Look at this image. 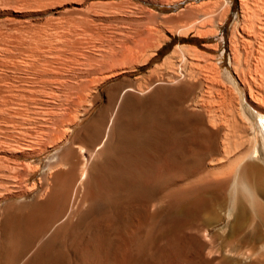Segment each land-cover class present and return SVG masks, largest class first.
Listing matches in <instances>:
<instances>
[{"label":"bare ground","instance_id":"obj_1","mask_svg":"<svg viewBox=\"0 0 264 264\" xmlns=\"http://www.w3.org/2000/svg\"><path fill=\"white\" fill-rule=\"evenodd\" d=\"M9 1L12 2L11 0ZM16 1L18 2V0ZM47 1V4L50 3L47 6L54 3L57 6L58 1H52L53 3L49 2L51 0ZM61 1L66 2V0ZM3 2L6 3L5 1ZM20 2L22 0L18 3ZM36 2H32V4H36ZM74 2L77 1L74 0ZM18 3L15 4L17 7L19 6ZM23 3L20 4L22 5ZM61 3H59L60 6ZM79 3H81L80 0ZM25 4H28V1ZM25 4L22 6H26ZM218 5L215 9L218 8L220 11L216 15L212 14L215 15L214 18L209 17L210 15H207L209 17L207 18L208 21L211 18V21L214 20L221 26L228 19L230 5L226 2ZM29 6L27 5L26 7L28 8ZM36 6L40 5L37 4ZM45 6L46 3H44V6L42 4L39 7L40 10ZM52 6L45 9H50ZM191 9L190 12L192 13L194 10L191 11ZM88 10L92 11V8ZM88 10L85 8V11ZM199 10L201 12V9L197 11ZM240 11L242 23L240 25L233 23L229 39L230 60L228 64L231 67V71L228 69L221 70V66L218 63L217 65L211 63L210 61L212 60L200 55L197 49L178 46L163 60L161 65L155 66L145 76L133 80L125 79L109 86L105 91L104 100H101L100 97V87L109 81L117 79L124 73L134 72L146 66L156 55L163 42L168 39H165L166 36H161L163 39L158 37L155 44H145L143 50H139L140 47H138L128 54V49L126 48V53L123 49L129 45L122 44L125 47H119L121 44L116 37H111V39L115 38L118 41L119 46L116 43L118 50L122 48L121 51L127 54L126 56L124 53L122 54L126 59L115 67L111 61H116L117 63L118 56L121 54L119 55L115 47L110 49L109 46H112V44L108 45L105 43L110 49L108 52L101 53L99 51L100 48H95L100 52V56L102 54V59L108 58L107 60L111 62L107 64V61L103 60L104 62L102 61L100 66L104 67L106 63L109 68H107L108 70L105 69L106 72L103 71V73L100 72L102 71V69L99 70L100 68H95L91 72L95 66L93 65L94 67L92 66L93 68H90V70L86 65L88 73L90 70L91 75H93L92 79H89L90 84H87L88 86L86 87L83 81L88 80H85L86 78L83 81L81 80L84 83V86H82L86 87L85 89L82 88L84 89L82 90V96L79 94L77 95L79 96L78 100H70V97L74 98L73 94L75 92L70 96V93L64 95L66 94L65 91L64 94L61 93L64 96H60L56 95L55 91L53 94L52 89L54 88L53 84L57 83V81L54 82L57 74L60 71L62 72L63 69H65V72L68 69L63 68V66L66 63L71 64L77 60L75 57L77 51L76 54L73 52L75 51L73 48L78 46L76 41L79 39V45H81L80 42L85 41H87L85 42L86 44L90 41L96 43L94 40H97L99 36L97 41H101L99 42L100 44L103 42L102 40H105V35L109 34L110 36V33H105L102 39L100 37L103 36L104 32L101 31L103 32L102 35H99L101 33L98 31L101 28H98L99 30L94 33H98V36L93 39V34L90 31L86 33L88 32L87 29L85 32L86 38L82 31L88 28V25L91 26L89 23H92L87 22V27L81 28L79 26L83 29L82 31L80 29L79 34V29L78 31L75 29L78 25L76 20H79L78 22L83 24V26L84 23L81 22H86L82 20V18L86 19V17L81 16L82 18L78 17L79 19L76 18L75 20L74 18L69 21L70 23L74 21V24L68 23L69 25L76 24L75 28L72 27L70 29L72 31L75 29L79 36H83V39L82 36L80 38H72L75 39L72 40V43H77L73 47L71 37L78 36L77 33H73L71 36L69 34L71 31L68 33V28L65 32L71 37L70 39L67 38V42L62 46L64 39L68 36L60 35L57 30H62V28L64 30L70 26L62 27L61 25L69 19L64 20L65 15H61L65 21L62 22L63 20L59 19L58 16L57 19L59 21L62 20V24L59 22L62 28L54 24L60 29L52 26L51 30L53 32L51 31V33L54 36V33L58 32L59 36L55 35V40H60L58 41V44H62H59L60 46L65 48L66 45H71L66 46V49L67 47L70 49L72 47L73 51L67 50H70L68 51L70 52L69 54L74 55L75 59L72 58L74 61L72 60L69 63L68 61L71 59V57L69 60L67 59L69 55L63 57V54L61 56L58 55V58L61 57L60 60L64 57L67 59L65 60L64 58L65 63L60 64L63 60L59 62L55 58L57 56L54 53L60 51V54L63 52L65 54L66 49H62L58 44L57 47H60L62 51L64 50L63 52L60 49L56 51V45L52 46V49L56 47V52L50 50L54 54L53 58L58 62L55 59L53 60L50 54L47 55L45 51L42 52L43 50L40 48H47L49 44H45L48 41L46 38H49L50 41V38L55 37L51 35L49 37L47 34L49 29H46L47 36L43 35V40L46 39L47 41L45 40L44 44H42V40L40 41L39 50H42L41 52L45 53L46 56H50L53 62H57L58 64L56 65L60 64L62 70L60 66L57 67L54 64L52 67L59 68L60 71L54 69V67L51 69L52 61L49 62L50 65L46 66L45 63H49L46 61L44 63L42 57H39L42 60L39 59L37 62L40 61L42 65L45 64L50 69L46 68V72H44L45 68L43 67L44 70H41L42 65L38 63L40 69L37 68L39 72L38 70H35V72L40 73L43 71L42 74L46 75L48 70L50 72L55 70L53 73L51 72L52 74L48 73L52 77L55 75L54 83L50 82L52 86H49L51 84L48 85V89L49 87L50 89L53 88L51 92L46 91L47 89L45 90L47 97H49L48 92L51 93L49 94L50 96L53 94V100L49 102V98L47 100L45 96V101L47 100L46 102L49 103L56 100L60 101L61 97L63 99L67 96V100L64 98L66 102L64 101L65 103L63 102L62 104L54 102L55 105L59 104L57 105L58 107L55 110L46 111L47 114L41 110L45 113L44 118V114L42 115L41 112L40 114L38 112L42 105L47 104L44 103L45 92L42 89L43 91H40L43 94H41V98H35L36 100L33 101H40L43 98L41 101L44 104L39 108V105L36 106L38 109L35 107L34 111L37 115H34L33 109H30L32 117L30 119L27 118L29 119L27 121L31 120L30 122H27L26 119L21 120L24 116L17 115L14 110L13 115L6 111V116L9 114L10 117L5 118L8 121L11 116H20L21 118L18 117L20 122L14 119L16 123L26 121L28 125L32 120L33 122H35L34 119L38 120L39 115L44 118L39 116V119H42L41 125H38L39 122L36 121L38 126H35L36 128L32 127L35 129H31L33 131L30 134H27L30 131L27 130L29 126L27 129L23 128L27 130V132H23L25 130L22 131L26 134L25 136L23 135L24 139H20V135H17V137L20 136L18 138L20 141L17 139L16 142L14 139L17 149H14V147L13 149L18 150L19 152L17 151V153L24 157L38 158L49 151L58 149L66 142L69 143L46 164L47 173L42 178L40 186L43 192L42 197L27 206L26 215H23V213L22 215L12 214L8 211V207L4 208L2 219H0V264H16V260L22 261V259L23 262L21 264H175L174 260L175 258L177 260V257H188L191 260V264H264V155L260 153L258 138L259 133L264 137V0H240ZM183 12L179 13L184 17L185 13ZM195 13L193 16H196ZM202 13L204 14L205 12L199 13L198 17H195V21L192 19L193 22L189 19L192 24L187 20L192 28L190 30H194L197 33L198 38L196 40L199 41L201 40L200 38L217 35L213 29L210 31L208 29L207 31L205 30L206 25H208L207 18L206 20L205 17L202 19ZM208 13L210 14L209 11ZM181 16L179 15V18ZM57 19H54V21ZM214 21L213 24H215ZM165 22L168 21L166 20ZM185 24V26L177 27L178 32L175 33L178 36H182L186 33L185 30L189 29L188 23ZM79 27L77 26V28ZM124 28L127 27L124 26ZM115 30H113L112 36L113 34L123 36V34L130 32L128 30V32H125V30V33L119 34L117 32L116 34L117 30ZM123 30L121 29V31ZM138 31L135 34L138 36L141 33L138 36V38H141L142 32ZM134 32L131 31L130 34ZM42 34L40 32V39ZM57 36L61 38L57 39ZM62 36H64L63 40ZM126 36L130 37L129 33ZM88 37L91 39L88 40ZM127 37L125 38L126 41ZM36 38L33 36L32 41ZM84 38L86 39L84 40ZM134 38L133 43L136 39ZM31 39L30 42H32ZM154 40L155 38L153 43ZM35 41L37 42V39ZM138 41H135V46L139 44ZM55 43L53 42V44ZM83 44L81 47H83ZM2 45L5 46L4 44ZM30 45L32 44H29L25 50ZM33 45L36 46V44ZM42 45L46 46L43 47ZM88 45H86V49L84 47L82 49L89 53L91 51L94 52L93 50L95 49L93 47L95 44L93 46ZM35 46L30 48L29 51L31 53L27 50L30 55L33 53L34 57L33 49L35 51ZM99 46L96 45L95 47ZM78 47L80 48V46ZM4 49L5 51H2ZM7 49V47H4L1 51L6 53ZM106 50L107 48L104 51ZM85 51L83 50V53L79 51L80 57L86 54ZM28 52L26 58L28 57ZM9 54L12 53L9 52ZM21 54L23 55L24 53L21 52ZM89 55L86 54L89 58L84 59H87L86 61H89L90 65L92 59L90 60ZM12 56H15L14 59H16L18 55L12 54ZM44 56L43 58H46ZM2 57L4 58V55ZM50 57H47V61ZM98 57L96 58L98 59ZM101 58L99 62H101ZM4 59L7 61L6 57ZM14 59L11 60L10 58L8 61L11 60L12 62H9L12 64L13 61H17ZM82 59L81 65H84ZM121 59L119 62H122ZM78 60L80 61V59ZM18 61L23 66L20 60ZM86 61L84 62L85 64H87ZM92 62L95 64L96 60ZM1 63L7 62L3 61ZM11 64L10 66L13 67ZM16 64L13 69L17 67ZM21 65H18L20 69L22 68ZM26 65L23 66L24 70L27 68ZM78 65L80 63H77V68L79 67ZM96 65L99 64L96 63ZM68 66L69 68L70 66L71 68L75 67V71L77 69L75 64ZM12 67L10 71H12ZM31 67L30 64L28 68L32 71L39 66H33L34 69H31ZM80 67L84 68V66ZM71 70L69 73L67 72L68 75H70ZM55 72L57 73L55 74ZM83 72V77H87V74L84 76ZM4 74L6 76V73ZM14 74H16V71L12 75ZM61 74L64 75L63 72ZM21 75L23 76V74ZM80 75L77 76L79 79H81ZM18 78L13 80L17 82ZM26 80L25 77L24 81ZM3 81L1 80L2 83ZM5 82H10V80ZM11 83L15 88V83L14 85L13 82ZM3 86L10 87V85H4V83ZM60 87L61 85L59 84V87L57 85L56 88ZM4 89L2 90L4 91ZM63 91L62 89L61 92ZM79 91H81V88ZM40 92L38 91L37 94H40ZM1 97L0 100L2 101L5 96L2 95ZM55 97L56 100H54ZM8 99L6 98V101L5 99L3 100L4 103H8L7 106L9 105ZM1 101L0 103H2ZM25 101H20L23 102L21 105L24 106L26 104ZM20 102L14 104V107L19 106ZM101 102H103L102 106L95 115L80 129H77L83 119ZM34 103L37 105L40 102ZM30 105L28 106L31 107ZM54 107L50 106V108ZM23 108L18 107L20 112ZM50 108L47 107V109ZM5 109L3 108L2 111L5 112ZM9 109L8 111L12 108ZM22 113L25 115L26 112L22 111ZM29 113L27 112V114ZM1 114L4 113L1 112ZM33 115L37 117L34 118ZM1 118H4V116ZM5 118L4 120L2 119V122L5 121ZM11 119L8 122H14L13 118ZM9 125L6 124L4 127L10 129ZM19 125L21 126H19L20 128L25 126L23 124ZM12 126H14L13 123ZM31 126H34V124ZM15 128L17 129V127ZM14 129L11 130L14 132ZM3 131L1 130V133L4 134L7 130ZM18 131L20 130H15V133ZM1 133L0 135H6L10 140L13 135H16L15 133H12L13 135H7V133L3 135ZM14 140L12 139V143H14ZM3 144L5 143L3 142ZM5 145L12 146L11 143ZM14 150L12 151L14 152ZM0 161L2 163V160ZM4 163L6 164V162ZM4 163L2 164L5 165ZM7 166L5 165L6 168H0V170L9 169ZM97 207L101 208L100 212H96ZM158 227L159 232H157L158 230L156 231ZM160 230L163 231V234L161 240L156 244L154 232L159 234ZM167 248L172 249L171 257H168L169 254L166 256ZM188 258H186V261H189Z\"/></svg>","mask_w":264,"mask_h":264},{"label":"rangeland","instance_id":"obj_2","mask_svg":"<svg viewBox=\"0 0 264 264\" xmlns=\"http://www.w3.org/2000/svg\"><path fill=\"white\" fill-rule=\"evenodd\" d=\"M3 1H5L6 3H4ZM12 2H10L9 0H0V42L4 39V41H2V44H4L5 46H3L2 44L0 45V49L2 48H8L7 50H9L8 51V53H7V50H6V53L5 52H2V51H5V49L4 50H0L1 52V59H0V61L1 62H7V63H1L0 64V66L1 67H8V69H6V68H1L0 67V72L3 74H1L2 75V77H1V75H0V83H2L1 82V80L3 81L4 79V81H3V83H4V85H10V87H13L11 84V82H13V85H14V83H15V88L13 87V88H10V87H8V88H10V89H8L7 87H5V86H3V83L2 84H0V87H1V90H0V97L3 95V96H5V97H3L4 99H5V101H6V98L9 100V105L7 106V102L6 103H4V99H2V103H0L1 105L4 103V104H6L5 106H1L0 105V107H1V112L2 113H4V114H1V112H0V123H1V125H0V127H2V128H7V127H4L6 124L7 125H9V123L11 122H8L11 118H13V120L14 119H16V120H19V122H20V116L22 115V116H24V117H26V118H24V117H22L21 118V120L23 119H26V121L27 120H29L31 117H32V111H33V113H34V115H37V113H35V107L36 106H38V108L42 105V104H46V105H42L41 107H43V109H41V107H40V109H38L37 107V109L38 110H40V111H38L39 112V114H40V112H41V114L43 115L44 114V118H45V113H46V111L48 112V110H55L58 106L57 105H59V104H62L64 101L66 102V100H67V96H65L64 98L66 99H62V97L60 98L61 100L60 101H62V102H60V101H57L56 100V97H55V99L54 100H56V101H54V102H58L57 103V105H55V103L54 102H52L51 101V103H49L50 102V100H53V94H54V91H55V94L57 95H60V96H64V95H67V93H70L69 95L70 96H72V93H74L75 92V94H76V96H75V94H73V96H74V98L73 97H70V100H78L79 98V96H77V95H79L80 94V96H82V93H83V91L82 90H84L88 85L87 84H90V81H89V79L91 78L92 79V77H93V75H91L92 73L91 72H93L94 71V69L96 68V69H99V70H101L102 69V71H100L101 73H103V71H105V69L106 70H108L107 68H109V67H107L108 65V63H113V66L115 65V67L116 66H118L119 64H121V63H123V60H125L126 59V55L127 54H125L126 52H125V50H126V48L128 49L127 50V52H128V54H130L131 53V51L132 50H135V48L137 49L138 47H140L139 48V50H143V48H145L144 46H145V44H148V45H151V44H155L156 43V40L158 39V37L160 38L161 36H166L165 37V39H168L167 41H165V42H163V44L160 46V48L158 49V51H157V53H156V55L150 60V62L146 65V66H143L142 68H139V69H137V70H135L134 72H128V73H124V74H122L121 76H119L117 79H114V80H112V81H109L108 83H106L105 85H103L102 87H100L99 88V93H100V97H101V100H104V95H105V91L107 90V88L109 87V86H111V85H113V84H117V83H119L120 81H122V80H125V79H129V80H133V79H136V78H139V77H143V76H145L150 70H152L155 66H159V65H161L162 64V62H163V60L167 57V56H169L172 52H173V50L176 48V47H178V46H184V47H191L192 49L194 48V49H197L199 52L198 53H200V55H203L204 57H208V59L209 60H212V61H210L211 63H213V64H216L217 65V63H218V65H220L221 66V70H224V69H228L229 71H231V67L229 66V60H230V49H229V39H230V36H231V29H232V25H233V23H236L237 25H240L241 23H242V19H241V11H240V0H83V1H81L80 0V2L81 3H79V0H76L77 2H78V4H77V2H74V0H73V2H72V0L71 1H68L67 2V0H66V2H63V1H61V0H51V1H49V2H56V1H58L57 2V6H55L56 5V3H54V4H52V5H49L50 7L52 6V8H50V9H45V8H49V6H47L48 4H50V3H48L47 4V0H39V2H38V0H37V2H36V0H33V1H31V0H27L28 1V4H25V2H27L26 0H25V2L23 3V1L24 0H22V2H20V3H23L22 5H28L29 6V3H30V6H31V8H30V6L27 8L26 6H22L20 3H18L19 1H21V0H18V2L16 1V0H11ZM31 1V2H30ZM47 1V2H46ZM8 2H10V3H8ZM16 2V3H15ZM32 2H36V4L35 3H33L32 4ZM52 2V3H53ZM60 2H62L61 3V6H60ZM219 2V3H218ZM223 2H226V3H228V5H230V12H229V16H228V19L226 20V22L223 24V25H221V26H219L213 19V21H214V23L215 24H213V21H211V18H214V16L217 14V12H219L220 11V9H218V8H216V9H218V10H216L215 9V7L218 5V4H221V3H223ZM18 3V5L20 6H18L17 7V5H15V4H17ZM44 3H46V6L45 7H42L41 8V10H40V8L39 7H41V5L43 4V6H44ZM100 3H101V5H100ZM218 3V4H217ZM34 4H35V6L38 4V5H40V6H36V8H35V6H34ZM82 4H83V6H82ZM215 4H217V5H215ZM92 5H94L93 7H92ZM100 5V6H99ZM102 5H103V7H102ZM105 5V6H104ZM116 5V6H115ZM16 6V7H15ZM33 6H34V8H33ZM98 6V7H97ZM115 6V7H114ZM218 6H220V5H218ZM21 7H23V8H21ZM25 7V8H24ZM92 8V11L91 10H88V9H91ZM186 7V8H185ZM190 7V8H189ZM30 8V9H29ZM56 8V9H55ZM85 8H87V10L88 11H85ZM187 8H188V10H187ZM192 8V9H191ZM220 8V7H219ZM29 9V10H28ZM32 9H33V11H32ZM37 9H38V11H37ZM54 9V10H53ZM75 9V10H74ZM78 9V10H77ZM117 9V10H116ZM184 9H186V11H184ZM190 9H191V11L192 10H194V11H196V12H198L197 14L194 12V11H192V13L190 12ZM198 9H201V12H205L203 15H202V19H203V17H205V20H206V18L208 17L207 15H210L209 17H211L210 19H209V21H208V18H207V24L208 25H206V28H205V30L207 31V29L210 31L211 29H213L214 30V32L217 34V35H215L214 37H206V38H200L201 40L200 41H198V42H196V41H194L196 38H198V35H197V33H195V31L193 30H190V29H192L191 27H190V24H192L191 23V21H192V19L195 21V17L197 16L198 17V15H199V13H201L200 12V10L199 11H197ZM47 12H46V11ZM120 10V11H119ZM207 10V11H206ZM49 11V12H48ZM71 11H74V12H71ZM75 11H77L76 12V14H74L75 13ZM91 11V12H90ZM184 11V12H183ZM208 11L210 12V14L208 13ZM90 12V13H89ZM179 12H183V13H185V16L183 17V16H181L182 14L181 13H179ZM196 14V16H193L194 15V13ZM62 13H64V14H62ZM65 13H67V14H65ZM73 13V14H72ZM77 13H79V14H77ZM83 13V14H82ZM140 13V14H139ZM178 13V14H177ZM187 13H189L188 15H187ZM207 13V14H206ZM215 14V15H212V14ZM87 14V15H86ZM61 15L63 16V15H65L64 17H65V19L64 20H67V19H69L68 21H66V23H61V21L63 20L62 18L63 17H61ZM86 15V16H85ZM179 15L181 16L180 18H179ZM184 15V14H183ZM213 17H212V16ZM58 16H59V19H62V20H60L59 21V19H57L58 18ZM69 16V17H68ZM71 16V17H70ZM81 16H83V17H86V19L85 18H82ZM61 17V18H60ZM68 17V18H67ZM78 17H81L82 18V20H84V21H86V22H81V23H84V26H83V24H80V22H78L79 20H76V18H78ZM75 18V20L77 21V26L79 27V26H81V28L83 27H85L86 25H87V22L89 23V22H92V23H89V24H91V26L90 25H88L89 27H91V28H85V30L84 31H82L83 29H81L80 27L79 28H77V26H76V24L75 25H69V21H71V20H73ZM81 18H80V20H81ZM169 18V19H168ZM170 18H172L171 20H170ZM177 18H178V20H177ZM182 18V19H181ZM53 20V21H51V20ZM54 19H57L56 21H54ZM79 19V18H78ZM91 19V21H89ZM174 19H175V21H174ZM185 19V20H184ZM191 21H190V20ZM62 21V22H65V21ZM167 20L168 22H165V21ZM190 22V24H189V22ZM172 21V22H171ZM59 22H60V24H62L61 26L62 27H64V26H70V27H66L64 30H63V28L60 26V24H59ZM69 22V23H68ZM74 22V21H73ZM73 22H71V23H73ZM165 22V23H164ZM171 22V23H170ZM193 22V21H192ZM70 23V24H71ZM76 23V22H75ZM86 23V24H85ZM185 23H188V28L189 29H186L185 30V34H183L182 36H178V34L177 33H175V32H178V30H177V27L178 26H181L182 27V25L183 26H185L186 24ZM210 23H212V24H210ZM60 26V28H62V30L60 29V28H57L56 26ZM68 24V25H67ZM74 24V23H73ZM80 24V25H79ZM185 24V25H184ZM95 25H97V26H95ZM52 26H55L57 29H60V30H57V31H59V33H60V35H64L65 37L66 36H68L69 34L72 36V34L74 33V34H76L77 32L75 31V29H77V31H78V29H79V34H80V29H81V31H82V34L84 35V36H86V38H87V35H86V33H89V31L93 34V39H95V36L97 37L98 36V33L97 34H94V33H96L95 31H98L99 29L98 28H101V30H99L98 32H100L101 34H99V35H102V33H103V36L102 37H100V38H104V34L106 33V34H108V32L110 33V36H109V34L108 35H105L106 36V38H107V36H109L110 37V39H108V41L106 42V38H105V40H102V39H100V40H102L103 42V44L105 45H103L102 43H100L99 44V42H101V41H97V40H99V36L96 38L97 40H94V41H96V43H94L93 41H90V42H93L94 44H95V46L97 45V46H99V47H93L94 49L96 48H100V52L102 53V52H108L111 48H114L115 47V49H117L118 50V46H119V43L121 44V46H119V47H122L123 45H129V46H127V47H125V46H123L122 48H124L123 49V51L125 52H123V51H121L122 50V48H120L119 50H118V53H119V55L120 56H118L119 57V59H117V63H116V61L114 62V61H111L110 62V60H107L108 58H101V57H103L102 56V54H101V56L99 55V51L98 50H93L94 52H92L91 51V53H89V52H86L85 51V47H86V45H88V43H89V45L91 46L93 43H90V42H88L87 44L85 43V42H87V41H85V42H80L81 43V45H79V39L75 42V44H77L78 46H80V48L78 47V46H76V47H74V43H72V40H75V39H72V38H80V36H82V35H78V33H77V36L78 37H74V36H68V37H66L65 39H64V43H63V45L61 44V43H59L60 45H62V46H64L65 45V42H67L66 41V39L68 38V39H70V37H71V44L73 45V47L74 48H76V49H74L73 48V50H75V51H73L72 50V47H71V49L69 48V47H67V49H70L71 51H73L74 52V54H76V51H77V54H76V61L75 62H77L78 64L80 63V65H78L79 67L77 68V63H75V62H72V58H74L75 59V57H73L74 55H70L69 53L70 52H68V51H70V50H67L66 49V46H69L70 44V41H68L69 43H67V44H69V45H66L65 46V48L64 47H62V46H60L59 44H58V41H60V40H55V38H56V36L55 35H58L59 36V34H55L54 33V36H53V33H51V27ZM74 26H76V28L74 27ZM100 26H103V27H100ZM124 26L125 27H127V28H124ZM72 27H74L73 29V31L70 29V28H72ZM87 27V26H86ZM95 27V28H94ZM132 27V28H131ZM186 28H187V25L185 26ZM54 28V27H53ZM69 28V29H68ZM104 28H106V30H104ZM111 28H113V29H111ZM117 30H115V29ZM134 28V29H133ZM48 30V32H47V30ZM67 29H68V33L71 31V33H67V32H65V31H67ZM87 29H88V32H86L87 31ZM97 29V30H96ZM121 29L123 30V31H121ZM130 29V30H129ZM157 29V30H156ZM40 30H42V31H40ZM112 30V31H111ZM113 30H115L114 32L117 34V32H119V34H122V33H125V32H128V31H135L134 33H131L130 34V32H128L129 33V35H130V37H132L138 30V32H142V37L141 38H138V36H140V34L141 33H137L138 34V36H136V34L133 36V37H135L134 39V43H135V41L137 40L138 41V39H140L138 42H139V44H138V42H136L138 45H136L135 46V44L133 43V37L130 39V37L128 38L126 35L128 34V33H125V34H123V36H120V35H115V34H113V36L111 35L112 33H113ZM126 30V31H125ZM128 30V31H127ZM180 30V29H179ZM188 30V31H187ZM212 30V31H213ZM217 32H216V31ZM41 32V36H42V38L40 39V32ZM61 31H63V32H65L66 33V35H65V33H61ZM75 31V32H74ZM94 31V32H93ZM101 31H103V32H101ZM111 31V32H110ZM125 31V32H124ZM46 32H47V34H48V36L49 37H51V36H53L54 38H50V41H49V38H46V39H48V41L45 43V40H43V38H44V36L46 35ZM53 32V31H52ZM86 32V33H85ZM171 32V33H170ZM174 32V33H173ZM85 33V34H84ZM173 33V34H172ZM188 33V34H187ZM91 34V35H92ZM38 36L37 38H36V36ZM44 35V36H43ZM51 35V36H50ZM132 35V36H131ZM156 35H158L157 36V38H156ZM187 35V36H186ZM33 36L37 39V42L34 40V41H32L33 40ZM47 36V35H46ZM57 36V39L58 38H61V37H58ZM64 36H62V40H63V38H64ZM88 36H89V34H88ZM117 36H118V38H117ZM31 37H32V39H31ZM111 37H116V39L119 41V43H118V41L115 39V38H113V39H111ZM120 37V38H119ZM127 37V41H126V38ZM86 38H84V40L86 39ZM89 38V37H88ZM91 38H92V36H91ZM91 38H89L88 40H90ZM155 38V40H154V43H153V39ZM162 39H163V37H161ZM160 38V39H161ZM191 38V39H190ZM30 39H31V41L32 42H30ZM67 39V40H68ZM82 39H83V36H82ZM92 39V40H93ZM119 39H121V40H119ZM130 39V40H129ZM42 40V44H47V43H49L48 44V46H47V48L46 47H44V46H46V45H42L45 49H48V50H45L44 48H40V45H41V41ZM54 40V41H53ZM61 40V41H62ZM81 40V39H80ZM83 40V41H84ZM115 40V41H114ZM6 41V42H5ZM55 41H57V43H55ZM82 41V40H81ZM111 41V42H110ZM113 41H114V43H113ZM129 41V42H128ZM132 41V42H131ZM3 42H5V43H3ZM8 42V43H7ZM34 42V43H33ZM36 42V43H35ZM39 42H40V44H39ZM44 42V43H43ZM53 42L55 43V44H53ZM63 42V41H62ZM110 42V43H109ZM85 44V46H84V44ZM105 43H107L108 45H110V44H112V46H109L110 47V49H109V47L105 44ZM116 43H118V46H117V44ZM151 43V44H150ZM7 44H9V45H7ZM11 44V45H10ZM29 44H32V45H30V47L27 49L28 51L30 50V48L32 47V46H35V45H33V44H36V46L34 47L35 48V51H34V49H33V52H34V55H35V57L33 56V53L31 54L32 55V57H30L31 55L29 54V52L31 53V51H27V50H25L28 46H29ZM53 44V45H52ZM57 44L62 48V49H66L65 50V54H64V50L62 51L61 50V48L60 47H57ZM82 44H83V47L85 48V49H82L83 47H81L82 46ZM93 44V45H94ZM115 46H114V45ZM123 44V45H122ZM7 45V46H6ZM56 45V47H57V49H56V51L57 50H61V52H63V53H61L60 54V51H57V53H54L55 54V56H57V57H55L59 62H61L64 58H62V60H60V56L62 55V57L63 56H68V60L70 59V57H71V59L68 61L69 63H70V61L72 62L71 64H72V66H73V64H75V66H76V68L77 69H79V68H81L80 66H84V68H83V70H81V69H79V70H81V72H79V70H77L76 69V71H75V67L72 69L71 68V66H70V68H69V66L68 65H71V64H65L64 66H63V68H68L67 69V71L65 72L64 70L65 69H63V73H64V75L63 74H61L62 72L59 70V68H55L54 66L56 65V64H58L57 62V60L55 59V58H53L54 56V54H52L53 52H56L55 51V48L54 49H52L53 47L52 46H55ZM88 45V46H89ZM92 45V46H93ZM3 46V47H2ZM11 46V47H10ZM71 46V45H70ZM107 46V47H106ZM130 46H132V47H130ZM135 46V47H134ZM147 46V45H146ZM22 47H24L23 49H22ZM103 47H104V50L107 48V50L106 51H104L103 50ZM117 47V48H116ZM21 48V49H20ZM39 48L40 49H42V50H39ZM80 50H79V49ZM89 48H91V47H89ZM101 48H102V50H101ZM11 49V50H10ZM19 50H21V51H19ZM53 50V52L51 53V51ZM83 50L85 51V53L87 54V55H89L90 56V60L92 59V61H95L96 60V62H95V64H94V62H92V61H90L91 63H90V65H89V61H86L84 58H89V57H87L86 56V54L84 55V56H86V57H84L83 55H82V57H83V59H82V57H80V52L79 51H82V53H83ZM42 51V52H44L45 51V53L48 55V54H50V56H52V58H53V60L55 59V61H57L56 63L55 62H53V60H52V58L50 57V56H46L45 55V53H40V52ZM50 51V52H49ZM66 51H67V53H66ZM121 51V52H120ZM9 52H11L13 55H15V54H17L18 56L16 57V59H14V57L12 56V54H9ZM21 52H23L24 54L22 55L21 54ZM27 52H28V57L26 58V56H27ZM47 52H49V53H47ZM73 52H71V53H73ZM96 52H98V53H96ZM3 53H5V54H9V55H5V54H3ZM18 53H20V54H18ZM79 53V54H78ZM81 53V54H82ZM94 53V54H93ZM97 55H96V54ZM125 54V56L124 55H122V54ZM204 53V54H203ZM41 54V55H40ZM57 54V55H56ZM4 55V58L6 57L7 58V61H6V59H4L2 56ZM19 55H21V56H19ZM25 55V56H24ZM40 55V56H39ZM46 56V58H43V56ZM58 55H60L59 57L60 58H58ZM77 55H79L78 57H77ZM93 55H95L96 57H98V56H100V57H98V59L95 57V56H93ZM8 56V57H7ZM44 56V57H45ZM93 58H92V57ZM106 56V55H105ZM124 58H123V57ZM129 56V55H128ZM127 56V57H128ZM20 57V58H19ZM21 57H23V58H21ZM34 57V59H32ZM42 57V59H40V58ZM50 57V59L47 61V59ZM107 57V56H106ZM11 58V60L12 59H14V60H17V61H13V63L11 64L10 62H12L11 60H9L8 61V59H10ZM17 58H19V59H17ZM31 58V60H32V62H31V60H29ZM94 58H96V59H94ZM102 59L101 60V62H99L100 60L99 59ZM122 58V59H121ZM22 59V60H21ZM42 60V61H44V63H45V61L46 62H50V61H52V63H51V65H50V63L49 64H47V63H45L46 64V66L47 65H50L51 66V69H53V67H54V69H56V70H59L60 72V75H59V73L57 74V76H56V79L54 78L55 77V75L52 77V76H50V75H48V73L50 72V70H48L47 71V73H46V75L43 73L42 74V72L43 71H41L42 69L44 70V68H45V70H44V72H46V68H48V67H46L45 66V64L44 65H42L41 63H40V61L39 62H37L38 60ZM45 59V60H44ZM66 58H65V60H67ZM78 59H80V61L78 60ZM81 59L83 60V64L84 65H81L82 64V61H81ZM120 59H121V61L122 62H119L120 61ZM18 60H20V62L23 64V66H25V64H27L26 66H27V68L24 70V67L19 63V61ZM27 60V61H26ZM65 60H63L60 64H62V63H65ZM89 60V59H88ZM98 60V61H97ZM103 60H106L107 61V64L105 63V65H104V67H101L100 66V64L102 63V61ZM199 60H201V59H199ZM74 61V60H73ZM79 61V62H78ZM86 61V63L87 64H85L84 62ZM105 61V62H106ZM14 62H18L17 64H16V68H18L19 69V71H18V69H16V68H14L13 69V67L15 66V64H14ZM26 62V63H25ZM27 62H30V63H27ZM104 62V61H103ZM35 63H36V65H35ZM38 63H40L42 66V68H41V74L40 73H37V72H35V70L37 71L38 69H40V65H38ZM43 63V62H42ZM96 63L97 64H99V65H96ZM6 64V65H5ZM10 64L11 65H13V67L12 66H10ZM31 64V69L33 68L34 69V67L33 66H39V67H36L34 70H30L29 68H28V66ZM54 64V66L52 67V65ZM56 65L57 67H59L60 66V69L62 70V66L61 65ZM92 64V65H91ZM18 65H21L22 66V68L20 69V67H18ZM87 65V66H86ZM95 67H94V66ZM110 65V64H109ZM112 65V64H111ZM88 67V69H90V68H93V70H91V72H90V70H89V73H88V69L86 68V67ZM93 66V67H92ZM103 66V65H102ZM113 66H111V67H113ZM11 67H12V71H13V73H14V71H16V74H14V75H12L13 73H12V71H10V69H11ZM44 67V68H43ZM106 67V68H105ZM38 68V69H37ZM48 69H50V68H48ZM71 70V73H70V75H68V73L70 72V70ZM84 69H86V70H84ZM104 69V70H103ZM9 71V72H6V71ZM21 70H22V72H21ZM69 70V71H68ZM55 70H51V72L53 73ZM84 71V72H83ZM87 71V73H85ZM20 72V73H19ZM26 72H27V74H26ZM38 72H39V70H38ZM50 72V74H52ZM68 72V73H67ZM82 72L84 73V76H86V74H87V77H83V74H82ZM106 72V71H105ZM104 72V73H105ZM4 73H6V76H5V74ZM57 72H55V74H56ZM21 74H23V76L21 75ZM26 74V75H25ZM37 74H39L38 76H37ZM66 74V75H65ZM81 74V75H80ZM90 74V75H89ZM16 75V76H15ZM27 75H28V77H27ZM41 75H42V77H41ZM69 77H68V76ZM78 75H80L79 77L81 78V79H79L77 76ZM12 76H14V77H12ZM21 76V77H20ZM46 76V77H45ZM59 76V77H58ZM19 77V78H18ZM25 77H26V81H24V79H25ZM58 77V78H57ZM63 77V78H62ZM65 77V78H64ZM1 78H3V79H1ZM11 78V79H10ZM14 78H18V81L17 82H15V80H13ZM84 78H86L85 80H88V81H83L84 80ZM88 78V79H87ZM10 80V82H5V81H9ZM47 79V80H46ZM52 79V80H51ZM54 79H55V81H54ZM65 81H63V80ZM61 82H60V81ZM79 80V81H78ZM85 82V88L83 87L84 85V83L82 82ZM23 81V82H22ZM32 81V82H31ZM56 82L57 81V83L55 84L54 82ZM79 83H78V82ZM82 82V84L81 85H79L81 82ZM50 82H52V83H54L53 84V89H52V92H53V94L50 96L49 94H51V93H49V92H51V89H50V87L52 86V84L50 83ZM76 82V83H75ZM6 83V84H5ZM45 83V84H44ZM62 83H64V84H62ZM49 84H51V85H49ZM59 84L61 85V87L60 88H56L57 87V85H58V87H59ZM77 84V85H76ZM2 85V86H1ZM48 85L50 86L49 87V89H48ZM83 85V86H82ZM56 86V87H55ZM78 86H79V88H78ZM2 87H4V88H2ZM43 87V88H42ZM76 87V88H75ZM80 88H81V91H79L80 90ZM82 88H84V89H82ZM2 89H4V91L6 92V90H8V91H10V92H12V90H13V92H14V90H15V92H14V97L17 99H15L14 97H13V92L12 93H8V91L6 92V94H5V92L2 90ZM42 89H44V92H45V95H44V103H43V101H39V100H37V101H33V100H36L35 98H41L40 96H42L43 94L41 93L43 90ZM47 89V90H46ZM62 89L64 90L63 92H61L62 91ZM78 89V90H77ZM49 91L48 92V96L49 97H47V92L46 91ZM59 90H61L60 92H59ZM75 90H77V91H75ZM38 91L40 92V94H37L38 93ZM65 91H66V94H64L65 93ZM78 92H81V93H78ZM1 93H3V94H1ZM23 93H25V94H23ZM60 93V94H59ZM61 93L62 94H64V95H61ZM7 94H9V95H7ZM11 94V95H10ZM19 94V95H18ZM42 94V95H41ZM27 95V96H26ZM37 95H38V97H37ZM8 96H10V97H8ZM18 96V97H17ZM21 96V97H20ZM26 96V97H25ZM45 96L47 97V100H48V98H49V102H46L45 101ZM30 97V98H29ZM58 97V96H57ZM69 97V96H68ZM2 98V97H1ZM0 98V99H1ZM20 98V99H19ZM27 98V99H26ZM59 98H58V100H59ZM71 98H73V99H71ZM25 101L26 102V104L23 106V105H21L23 102H20V101ZM14 103H13V102ZM17 101V102H16ZM33 101V102H32ZM18 102H20L19 104H17V105H19V106H16V108H17V110H15L16 108L14 107V104H16V103H18ZM32 104H31V103ZM34 102H40L39 104H35ZM64 102V103H65ZM29 103V104H28ZM50 105H49V104ZM102 103L103 102H101L100 104H98L84 119H83V121L77 126V129H80L86 122H88L94 115H95V113L98 111V109L102 106ZM31 104V105H30ZM35 104V105H34ZM27 105V106H26ZM28 105H30L31 107H29ZM53 105V106H52ZM54 105H55V107H54ZM7 106V107H6ZM25 108H23V107ZM50 106L51 107H54V108H50ZM5 107H6V109H5ZM18 107H21V108H23V110H21V112L22 111H24V113H25V115L22 113L21 114V112L19 111V109H18ZM46 107V109H44ZM47 107L48 108H50V109H47ZM3 108L5 109V112L4 111H2L3 110ZM11 110H10V109ZM29 109V111H30V113H29V111H28V109ZM8 109L11 111H8ZM32 111H31V110ZM13 110L15 111V113L18 115H20V116H18V117H20V118H18L16 115V117L15 116H11V118H9V120L7 121L6 120V118L5 117H10L9 116V114L11 113V115H13L14 114V112H13ZM26 110V111H25ZM45 111V113L44 112H42V111ZM6 111L7 112H9V114H7L8 116H6ZM19 111V112H18ZM18 112V113H17ZM27 112L29 113V114H27ZM13 113V114H12ZM47 114V113H46ZM4 116V118H5V121L4 122H2V119L4 120V118H1V117H3ZM29 115H30V117H29ZM33 115V117L34 118H36L35 116ZM40 116V115H39ZM39 116H38V120H36V119H34V121L35 122H33V120H32V124L31 125H33L34 124V126H31L30 124L28 125L27 124V122H30V121H23L22 123H19V122H17L16 123V121L14 120V122H11L10 123V129L9 128H7V129H1L0 128V133H1V130H4L3 132H5V130H7L4 134L3 133H1V134H3V135H5L6 133H7V135H11L12 133L14 134L15 133V130H20V131H18L17 133H15L16 135L14 136L13 134V137H11V136H8V137H11V140L10 139H8L7 138V136L5 137V136H2V135H0V140H3V141H0L2 144V146L0 145V160H2V163H4V162H6V166H7V164H8V168L9 169H5V171H3L2 169V171L0 172V219H2V214H3V211H4V208H7L8 207V211L10 212V213H12V214H17V215H22V213H23V215H26V209H27V206H29V205H31L32 203H34L35 201H37L38 199H40L41 197H42V194H43V192H42V188L40 187L41 186V180H42V178L44 177V175H45V173H47V169H46V164L50 161V160H52L53 158H54V156L57 154V152L58 151H60L63 147H65L66 145H67V143H69V142H66L65 144H63L62 146H60L58 149H55V150H52V151H49V152H47V153H45L44 155H42L41 157H35V158H28V157H24V156H22V155H20L19 153H17V151L16 150H14V149H17V145H16V142H17V139L21 136V138L20 139H24V137H23V135L25 136L26 134L25 133H23V132H27V130L29 131V132H27V134L29 133H32V131L36 128L35 126H38V125H41V120L42 119H39ZM15 117V118H14ZM41 118H43V116H40ZM27 118H29V119H27ZM43 118V119H44ZM12 120V119H11ZM40 120V121H39ZM36 121H38L39 123H38V125L36 124L37 122ZM6 122H8V123H6ZM12 123H13V125L15 126V127H17V129L14 127V126H12ZM15 123V124H14ZM4 124V125H3ZM19 124H23V125H25V126H23L22 128H20L21 126L19 125ZM36 124V125H35ZM14 127V128H12V127ZM20 126V127H19ZM29 126V128L27 129V127ZM31 126V127H30ZM18 127H19V129H18ZM32 127H35V128H32ZM23 128H26V129H23ZM14 129V132L12 131V130ZM31 129H33L32 131H31ZM10 132H9V131ZM23 130H25V131H23ZM12 131V132H11ZM23 131V132H22ZM9 132V133H8ZM17 135H20V136H18L17 137ZM2 136V137H1ZM17 137V138H16ZM7 138V139H6ZM258 138H259V149H260V153L261 154H263L264 155V137H263V135L262 134H258ZM12 139L14 140H16V142H15V140H14V143H12ZM20 139H18L19 141H20ZM25 139H26V137H25ZM8 140V142L6 143V141ZM261 140H262V142H261ZM9 141H11V142H9ZM3 142L5 143V144H9V143H11L12 144V146L11 145H9V146H6L5 144H3ZM15 144V145H14ZM10 147H11V149L12 150H14V152L10 149ZM13 147H14V149H13ZM16 147V148H15ZM19 152V151H18ZM4 161V162H3ZM0 163H1V161H0ZM1 163V164H2ZM0 164V166H4V167H0V168H6L5 167V165H1ZM11 167H10V166ZM37 170V171H36ZM10 171V172H9ZM36 171V172H35ZM30 173V174H29ZM34 173V174H33ZM5 174V175H4ZM6 188V189H5ZM5 189V190H4ZM9 190V191H8ZM3 195V196H2ZM10 196V197H9ZM3 198V199H2ZM2 199V200H1ZM101 211V208L100 207H97L96 208V212H100ZM14 212V213H13ZM24 212H25V214H24ZM159 229V227L156 229V231ZM161 231V230H160ZM157 232H159V230L157 231ZM155 233L154 232V238H155V243L156 244H158L157 242H159L160 240H161V237H162V232L163 231H161L159 234L158 233ZM157 236V237H156ZM160 236V237H159ZM157 238V239H156ZM171 248V247H170ZM170 248H167L168 249V252H166L167 254H166V256L168 255V257H171V253H172V249H170ZM167 249H166V251H167ZM171 252H170V251ZM183 258V259H182ZM185 258V259H184ZM186 258H188V257H177V260H176V258H175V260H174V263L176 264V262H178L177 264H191V260L189 259V261L187 260L186 261ZM178 259H179V261H178ZM185 260V261H184ZM19 260H16V264H21L22 262H23V259H22V261H19ZM181 261V262H180ZM180 262V263H179ZM188 262V263H187Z\"/></svg>","mask_w":264,"mask_h":264},{"label":"trees","instance_id":"obj_3","mask_svg":"<svg viewBox=\"0 0 264 264\" xmlns=\"http://www.w3.org/2000/svg\"><path fill=\"white\" fill-rule=\"evenodd\" d=\"M194 41L198 42L199 40H196V39H195Z\"/></svg>","mask_w":264,"mask_h":264}]
</instances>
